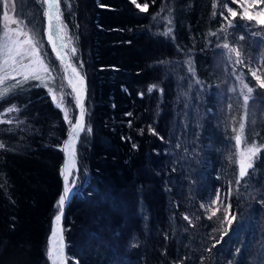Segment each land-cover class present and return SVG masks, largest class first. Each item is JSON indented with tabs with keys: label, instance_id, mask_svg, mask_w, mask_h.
Wrapping results in <instances>:
<instances>
[{
	"label": "trees",
	"instance_id": "trees-1",
	"mask_svg": "<svg viewBox=\"0 0 264 264\" xmlns=\"http://www.w3.org/2000/svg\"><path fill=\"white\" fill-rule=\"evenodd\" d=\"M137 3H148V10L139 12L131 0H72L70 7L61 0L71 45L78 49L71 60L84 61L86 120L92 128L77 144L82 182L64 215L66 263L120 264L125 258V264H249L253 258L252 264H264V248H255L260 246L256 226L264 225V151L251 169L253 184L262 190L244 207L239 191L228 195L237 167L232 131L223 124L233 98L224 70L231 79L233 66L221 58L226 50L216 47L226 41L241 50L243 64L237 68L259 105L249 123L264 144L263 89L249 70L264 49V25L242 19L239 12L231 17L224 0ZM228 4L239 9L232 0ZM17 5L35 9L42 21V0H19ZM2 10L0 0V33ZM228 20L237 27L229 28ZM197 79L205 86L201 92H196ZM153 84L159 87L149 95ZM15 103L34 119L22 126L0 123V264H50L48 239L63 189L60 149L68 125L42 86L0 99V111ZM149 125L159 136L149 133ZM196 155L191 172L188 159ZM217 188L224 207L232 204L229 218L236 219L231 226L221 210L208 219L211 212L201 207L216 198ZM87 204L91 216L83 212ZM130 217L135 228L122 232ZM170 223L176 225L174 231ZM260 234L264 242V228ZM158 236L159 250L145 251L144 239ZM81 239L92 241L86 246Z\"/></svg>",
	"mask_w": 264,
	"mask_h": 264
},
{
	"label": "snow or ice",
	"instance_id": "snow-or-ice-1",
	"mask_svg": "<svg viewBox=\"0 0 264 264\" xmlns=\"http://www.w3.org/2000/svg\"><path fill=\"white\" fill-rule=\"evenodd\" d=\"M233 3H239V0H232ZM264 2V0H254V3ZM12 4L11 10L15 12L16 4L19 3V0H15V3L12 0H4V30L3 36L0 37V53L5 54V59L3 61V66H0V72H3V75L0 76V85H4L6 81H15L14 85H7L0 91V99L6 98L10 89H20L24 90V85L28 84L29 81L35 80L39 81L40 84L32 85L33 87H46L48 88L49 94L52 96V101L55 106L63 113L64 120L68 125V135L67 139L64 141L61 151L64 152L65 161L61 167L60 175L63 181V191L58 198L57 207L58 214L54 217L52 233L48 240V250L47 257L51 261V264H65L66 259V244L63 235L62 227V217L64 209L68 200L71 199L72 193L76 190L78 184L82 181L79 177V167L77 163V143L81 140V136L84 133L91 134L92 128L90 123L86 120L87 115V97H88V86H87V77L83 72L84 61L81 58L78 63H74L69 55L68 47L69 44H73L72 36L68 31V25L63 19V12L61 9V0H42L44 5L43 15L47 19V28L46 36L48 45L51 46L52 52L56 56V60L59 61L61 69L63 71V80L67 82L68 88L70 91H65L63 86L60 89V98L57 99L56 94L53 92L51 83L54 79L55 68L47 60L48 53L43 51L44 45L39 37L38 32L30 29L23 19H13L9 15V4ZM69 7L71 6V0H68ZM131 3L135 5L139 12L144 13L148 10V3H143L142 5L137 3V0H131ZM215 7V5H214ZM224 7L227 8L228 14L235 18L238 13L233 10L229 4L228 0H224ZM215 15V13H213ZM223 19L227 20V17L223 16ZM246 20H256L257 24L264 25V10H261L258 13L252 14L247 9L244 10V13L241 17ZM10 24L17 25L16 28H10ZM79 25H77V28ZM229 28H236L237 25L234 24L231 20H228ZM221 30L223 26H221ZM172 31V29H169ZM211 36H216V32L210 33ZM253 35H258V33H253ZM78 39V37H77ZM241 40L244 39L242 35ZM211 43V42H210ZM223 47L226 50V57L229 62L233 63V72L237 71L235 65L243 64L241 58L242 53L236 47H232L228 42H224L222 45L217 44L216 47ZM77 47L72 46L70 49L71 56H76ZM235 54V61H232V55ZM252 77L256 80V84L260 89H264V78L257 74V71L254 69H249ZM189 71L195 75L192 64L189 63ZM242 75V74H241ZM19 77V79H18ZM237 79L240 80L241 85V95L243 96V107L245 110L244 116L240 118L239 129H233L237 134L235 135V146L236 154L238 160L236 161L239 167V175L235 180L237 187L240 186L241 182L245 180V177L250 175L249 170L254 169L255 162L260 158V154L264 151V145H257L256 143L248 146L244 143V130H245V119L248 115V106L249 101L252 99L253 87L249 86V83L240 79V76H237ZM196 84L201 85V91H203V85L198 79L195 80ZM191 86V85H190ZM159 86L156 84L150 85L147 89L149 95ZM161 96L163 95V88H159ZM234 90V89H233ZM246 90V92L244 91ZM141 99L144 98L145 93L141 91L138 93ZM67 97H72V101H68ZM74 102L75 109L78 110V114L73 118L69 113V107L71 103ZM231 107V105H229ZM8 112L17 111L16 107H10L7 109ZM126 116L132 115L131 113H126ZM22 122V121H19ZM0 123H12L11 120L4 121L0 119ZM129 127H131V121H128ZM141 134L143 129L140 130ZM148 131L152 135L159 136V133L152 126H148ZM162 141L163 137H159ZM123 139V137H122ZM130 139V138H129ZM244 144L243 147L241 145ZM4 147L3 144H0V148ZM135 148L136 145L133 144ZM177 148L181 147L179 143L176 145ZM157 151V150H154ZM187 152L188 149L185 148ZM167 152V150H166ZM157 154L159 152L157 151ZM76 171V175H73V171ZM176 169L173 168V171ZM219 179V177H217ZM229 197L231 196V188L228 193ZM213 205L220 203L223 204V200L220 196V189H216V199L212 200ZM205 204H201V207H205ZM232 208L231 202H229L225 207L224 221L228 223L229 226L232 225L233 220L236 219L235 215H232L229 218V212ZM219 209L213 210L211 216L208 219H211L213 216H216V212ZM185 220H190V217L185 214ZM228 230L226 229L224 235H226ZM223 240V235L220 237L221 242ZM215 247V245H213Z\"/></svg>",
	"mask_w": 264,
	"mask_h": 264
},
{
	"label": "rangeland",
	"instance_id": "rangeland-1",
	"mask_svg": "<svg viewBox=\"0 0 264 264\" xmlns=\"http://www.w3.org/2000/svg\"><path fill=\"white\" fill-rule=\"evenodd\" d=\"M12 2L15 3V0H12ZM1 3L3 5V10H2V14H3L4 13V0H1ZM237 4L239 6V9H236L235 7H232V6H230V7L233 10H235L237 13L239 12L240 14L241 13L243 14L245 9H247L252 14H255V13L260 12L261 10H264V2L254 3V0H239V3H237ZM11 7H12V4L10 3L9 4V15L12 16L13 19H23L25 21V24L30 29L35 30L36 32H38L39 37H40V39H41V41H42V43L44 45V48L42 50L46 51L48 53L47 60L55 68V72L53 74L54 75V79L52 81H50V83H51V87H52L53 92L56 94L57 99L59 100L61 87L63 86L65 91H70V88H68L67 82L63 80V71L61 69L59 61L56 60V56L53 54L52 50L50 49V47L46 43V40L44 39L45 17L42 18V21H39L38 12H36L35 9L32 10V11H29L28 9L24 10L22 8L18 9V5L16 4V10H15V12H13L11 10ZM227 12H228V10H227ZM42 16H43V12H41V17ZM37 17H38V23L36 22ZM4 24H5V22H4V19H3V16H2V20H1L2 29H1V33H0L1 37L3 36ZM9 27L14 29V28L17 27V25L10 24ZM71 47H72V45L69 44L68 51H69L70 58L72 57L71 56V52H70ZM225 52L222 51L221 58L223 56L226 57V53ZM254 57H257L258 60L254 63L253 69L257 71L258 75H260L262 78H264V49L261 52V54H259V55L257 54V56L255 55ZM5 58H6L5 54L0 53V66H3V61H4ZM235 59H236L235 54H233L232 55V61L234 62ZM216 60L217 59H215V61ZM231 64L233 66V63H231ZM235 67H236L237 71L234 73L233 72V68H232V71L230 73V76H231L230 78L231 79H229L228 70H224V74H226V78H227L225 80L226 81V90L228 91V93H232L233 98L230 99V103L228 102L229 103L228 104V109H229L228 113H229V115H228V117L224 118L223 124H225L226 127L230 131H232L233 145L231 144L230 147H232V148L234 147L233 148L234 149L233 155L235 156V159L237 161L238 160V156L236 154V146H235V135L237 133L235 131H233V129H237V130L239 129L240 118H241V116H244V114H245V110H244V107H243V96L241 95L240 80L237 79V76H240L241 80H244L245 82L249 83V86H251V85H250L249 80L246 78V75L245 74L241 75L242 72L240 71V69L237 68V65H235ZM2 75H3V72H0V76H2ZM18 79H19V77H18ZM14 84H15V81H11V80L6 81L4 85H0V91H2L5 86L14 85ZM37 84H40V82L39 81H35V80L29 81L28 84L24 85V90L15 89V88L10 89V91H9L7 96H14V95L16 96L17 94L25 93L26 91H28V88L32 87V85H37ZM44 88H46V87H44ZM204 88H205V86L203 85V89ZM46 90L48 91V88H46ZM244 91L246 92V90H244ZM196 92H201V85L198 86V88L196 89ZM48 93H49V91H48ZM196 95L198 96L199 93H197ZM253 96H254V93H252V99H250V101H249L248 115H247V118L244 121V123H245L244 143L247 144L248 146H251V144H253V143H256L257 145H264L262 142H260L257 139L256 133L253 132V129H252V127H250V123H249L250 122V116L254 115L252 111L255 109L256 106H259V105H257V103L255 104V101H253L254 100ZM50 97L52 99L51 95H50ZM67 100L68 101H72V97H67ZM261 100H264V89H263V91L261 93ZM229 105H231V107H229ZM10 107H16L17 111L8 112L7 109L10 108ZM262 108L264 110V106ZM73 112H75L76 115L78 114V110L75 109L74 102H72L70 107H69V113H70L71 116H72ZM195 112H198V111L196 110ZM32 118L33 117L31 115H29V113L27 111H26V113L21 111V109L17 106L16 103L13 104V105L8 106L7 108L4 109V111H0V119H2L4 121L11 120L13 124H15V125L18 124L19 126L30 124L31 121H32ZM19 121H22V122H19ZM84 134H87V133H84ZM243 146H244V144L241 145V147H243ZM198 160H199V158L197 157V155H196V157L193 156L192 159H188V163L190 165L189 169H190L191 172H193L195 164L198 162ZM146 167H147V170H148V166H146ZM236 167H237L236 176L238 178L239 167H238L237 162H236ZM249 172H250V175L248 177H245V180L241 182L239 187H237L236 184H235V180L236 179L234 180V182L231 181L230 184H229L230 188L232 189L231 191H235V192L239 191V200L244 205V207H248L252 203L254 198L256 197L258 191L262 190L260 188H256L255 187V184H253V180H252L253 177H252L251 170H249ZM74 173H75V170L73 171V175H75ZM151 184H153V183H151ZM158 185H161V183L158 184ZM250 185H251V187H250ZM78 188L79 187H76V190ZM75 191L72 193L71 199L73 198L72 196L74 195ZM184 199H186V198H183L182 202H184ZM215 199L216 198H213L212 200H215ZM83 207H85L83 212H85V214H87V215L89 214V216H91V213H89L90 211H89L88 204L86 206L84 205ZM223 207H224V202H223V204L217 203L215 205H213L210 202V203H208L205 206L204 209H205V212H207V213H210L213 210L219 209V210H221L222 216L224 217L225 211L223 210ZM131 214H133V213H130L129 216H131ZM136 214L137 213L134 212V215H136ZM258 223H260V224H258L256 226V232H257L256 239H257V241H259L260 246L256 245V247L255 246L254 247L259 252H261V251L263 252V248H264L263 237H262V234H260L258 236V232H260V230L264 228V225L262 224L263 222L262 223L258 222ZM133 224H134V221H132V219L130 217L127 227H122V232H126L128 230V228L131 229V230L133 228H135ZM170 225L172 226V230L174 231L176 225H172L171 223H170ZM138 227H139V225H137L136 228H138ZM200 233H201V231H200ZM155 235L157 236V234H155ZM88 238H90V237H88ZM81 240H83V239H81ZM91 241L92 240H83L82 242L86 246H89L91 244ZM144 241L146 243V247H144L146 249L145 251H150V250L158 251L159 250V248H160L159 247L160 246V238H159V236L156 237V239L153 240V241H151L150 237H147L146 239H144ZM47 250H48V248H47ZM139 256H140V258L143 257L142 255H139ZM145 256H147V255H145ZM148 259H151V256L149 257V255H148ZM47 260H48V263L51 264V261L48 259V257H47ZM151 260H153V259H151ZM66 261H67V257H66ZM125 261H126L125 258H121L120 264L121 263L125 264L126 263ZM252 261H253V258L249 261V264H252Z\"/></svg>",
	"mask_w": 264,
	"mask_h": 264
},
{
	"label": "water",
	"instance_id": "water-1",
	"mask_svg": "<svg viewBox=\"0 0 264 264\" xmlns=\"http://www.w3.org/2000/svg\"><path fill=\"white\" fill-rule=\"evenodd\" d=\"M45 20H46V17H45ZM45 28H46V27H45ZM50 49H51V48H50ZM53 54H54V53H53ZM54 55H55V54H54ZM66 139H67V138H66ZM66 139H65V140H66ZM65 140H64V141H65ZM64 141H63V142H64ZM63 145H64V143H63ZM63 145H62V147H63ZM63 153H64V152H63ZM64 161H65V155H64L63 161H62V163H61L62 165H63ZM62 165H61V167H62ZM60 171H61V169H60ZM62 186H63V185H62ZM62 191H63V189H62ZM61 194H62V192H61ZM61 194H60V195H61ZM69 201H70V200L67 201L66 206L68 205ZM66 206H65V209H64V213H63V217H62V222H61V223H62L63 230H64V215H65V212H66V209H67ZM63 235H64L65 244H66V249H67V241H66V240H67V237H66V232H65V230L63 231ZM66 249H65V253H66ZM65 264H66V259H65Z\"/></svg>",
	"mask_w": 264,
	"mask_h": 264
},
{
	"label": "bare ground",
	"instance_id": "bare-ground-1",
	"mask_svg": "<svg viewBox=\"0 0 264 264\" xmlns=\"http://www.w3.org/2000/svg\"><path fill=\"white\" fill-rule=\"evenodd\" d=\"M45 27L47 28V19L45 20ZM44 27V28H45ZM46 28H45V32H46ZM44 39L46 40V43L48 44V42H47V36H46V34H44ZM49 46V45H48ZM50 48H51V46H49ZM52 50V49H51ZM66 251H67V249H66ZM67 262V261H66ZM67 264V263H66Z\"/></svg>",
	"mask_w": 264,
	"mask_h": 264
}]
</instances>
